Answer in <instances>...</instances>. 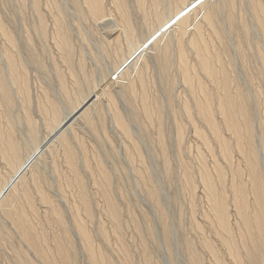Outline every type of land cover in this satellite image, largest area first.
<instances>
[{
	"label": "rangeland",
	"instance_id": "374dc122",
	"mask_svg": "<svg viewBox=\"0 0 264 264\" xmlns=\"http://www.w3.org/2000/svg\"><path fill=\"white\" fill-rule=\"evenodd\" d=\"M92 1L0 0V264H264V0Z\"/></svg>",
	"mask_w": 264,
	"mask_h": 264
},
{
	"label": "bare ground",
	"instance_id": "6f19581e",
	"mask_svg": "<svg viewBox=\"0 0 264 264\" xmlns=\"http://www.w3.org/2000/svg\"><path fill=\"white\" fill-rule=\"evenodd\" d=\"M89 1V3L91 4V6L93 7V9H95V3L92 1V0H87ZM209 3V2H208ZM203 4V3H202ZM206 4V3H205ZM95 11L97 12L98 11V8L95 9ZM180 14V13H179ZM209 15V14H208ZM161 18V17H160ZM209 18V17H208ZM184 19V18H183ZM162 22H163V19L161 18ZM182 20V19H181ZM183 22V20L181 21V23ZM164 24V23H163ZM178 26H179V23H178ZM185 32V31H183ZM195 50H198L197 47ZM202 50V49H201ZM200 50V51H201ZM198 53V52H197ZM202 53V52H201ZM199 55V54H198ZM204 55V54H203ZM206 55V54H205ZM198 57V56H197ZM206 58V56L204 57ZM199 59V58H198ZM201 59H203L201 57ZM207 60V59H206ZM205 60V61H206ZM203 61V60H202ZM204 61V62H205ZM202 62V63H204ZM207 64V63H206ZM206 64H203V65H206ZM208 68V67H207ZM205 69V68H204ZM0 87L2 88H5V85L3 82H1V85ZM223 113L224 114H228L229 113V108L227 105L224 106L223 108ZM227 120L231 123V129L232 131H236V127L234 126V124L232 123V121L230 120V116L229 117H226ZM249 116L248 115H245L244 117V128L246 129V131L248 132V135H247V142L246 144L249 146V150H248V156H247V159H248V162H249V167H250V175H251V179L254 183H259V187H260V183H261V176H260V170H262V167H261V164H260V161H257V158H258V154L257 152L255 151L254 147H253V139H252V136H251V122L249 121ZM12 150H14V148H12Z\"/></svg>",
	"mask_w": 264,
	"mask_h": 264
}]
</instances>
